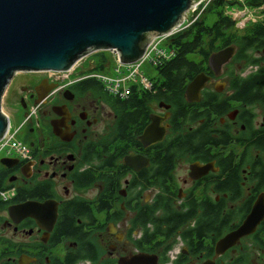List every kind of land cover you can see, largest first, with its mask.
Listing matches in <instances>:
<instances>
[{
    "label": "flooded vegetation",
    "instance_id": "1",
    "mask_svg": "<svg viewBox=\"0 0 264 264\" xmlns=\"http://www.w3.org/2000/svg\"><path fill=\"white\" fill-rule=\"evenodd\" d=\"M247 5L264 14V2ZM232 30L237 42L202 41L209 53H193L176 103L155 96L156 77L136 89L153 97L125 108L104 86L85 85L94 66L54 78L20 72L28 78L14 100L28 156L0 157L4 189L13 188L0 209V264H72L74 251L84 255L74 264L140 253L152 256L141 264H264V16L233 21ZM230 45L231 57L211 65ZM200 74L198 95L188 96ZM153 121L164 128L160 139L146 135ZM21 187L31 195L21 197ZM26 200L55 202L50 229L31 216L10 219L7 207ZM70 218L76 234L61 230Z\"/></svg>",
    "mask_w": 264,
    "mask_h": 264
},
{
    "label": "water",
    "instance_id": "2",
    "mask_svg": "<svg viewBox=\"0 0 264 264\" xmlns=\"http://www.w3.org/2000/svg\"><path fill=\"white\" fill-rule=\"evenodd\" d=\"M197 1L0 0V138L9 125L8 116L1 110V98L16 73L67 71L87 54L101 50H113L121 63H132L142 56L153 35H165L175 29ZM233 50L234 46L230 45L213 52L209 62L219 67L231 57ZM200 76L186 85L188 96L198 95L203 83ZM145 130L146 135L159 133L153 140L160 139L164 133V128L156 126L155 121ZM9 160L2 158L1 162L5 164ZM7 212L14 222L31 216L45 222L46 229L53 226L57 215L53 200H26L9 205ZM257 217L259 213L253 219ZM247 225L233 235L246 232ZM150 257L140 253L119 264H141ZM23 262L20 259L16 264Z\"/></svg>",
    "mask_w": 264,
    "mask_h": 264
},
{
    "label": "trees",
    "instance_id": "3",
    "mask_svg": "<svg viewBox=\"0 0 264 264\" xmlns=\"http://www.w3.org/2000/svg\"><path fill=\"white\" fill-rule=\"evenodd\" d=\"M249 5H258L264 0H246ZM223 0H211L208 6L213 7L214 12L216 13V18L211 24H207L204 19H195L187 27L171 34L168 37V46L174 50L173 55L169 59L159 61L155 65L157 71V76L154 79L158 86V93L155 96H159L167 102L176 103L177 95L179 94L181 83L184 75L188 74L190 67H195L196 63L190 59L189 55L195 52L202 53L204 57L207 56L209 50H205L202 46V41L207 38L209 47H215L216 41H222V43H227L229 40L236 39L235 32L232 30L233 21L228 16L222 14L221 10L218 9L223 5ZM222 8V7H221ZM250 41L255 42V36L250 35ZM238 39L235 41L237 42ZM99 61L94 65L92 70L102 69L105 62V57L103 54L99 53ZM240 57L239 52L234 55L235 60H238ZM89 69V71H92ZM87 87H103V84L94 77H88L85 81ZM238 80H234V84H237ZM241 97H246L251 95L249 91L245 95L239 91ZM239 95V96H240ZM153 97V94L146 89L136 90L134 87H131L130 92L125 98L114 97L116 104L123 107L129 108L130 106L142 107L143 103L147 101V98ZM233 97L238 98V90L236 88L235 94ZM3 177L0 173V190H3L9 185L4 184ZM3 182V183H2ZM20 191L22 192L21 197L30 196V188L21 187ZM7 202L3 201L0 198V209L5 208ZM73 218L65 221V224L61 225V230L67 234H76V229L73 227L72 223ZM158 228H155V231ZM61 235L57 234V237ZM9 253V252H8ZM72 264L77 260L84 257L78 251H74L71 254Z\"/></svg>",
    "mask_w": 264,
    "mask_h": 264
},
{
    "label": "built area",
    "instance_id": "4",
    "mask_svg": "<svg viewBox=\"0 0 264 264\" xmlns=\"http://www.w3.org/2000/svg\"><path fill=\"white\" fill-rule=\"evenodd\" d=\"M201 1L203 0H199L198 2H196L191 7L190 10H194L195 8H197L199 2ZM232 1H234V3H238L239 5L242 4L245 8L249 7L247 5L246 0H232ZM206 5L207 4H205L202 9H204ZM251 9L256 11L255 8H251ZM231 14L232 17L234 16L233 18L237 16L236 12H232ZM239 15L241 16V13ZM239 15L236 17L237 19L239 18ZM233 18L232 20H234ZM195 19L196 17H194L186 25H180L178 28L176 27L175 29H173L172 31H170L165 35H161V36L153 35L151 37V40L147 44L142 56L138 60L132 63H128V64L121 63L117 58V56L115 55L114 51L110 50V52H112V54L114 55L113 60L115 64L112 71L113 73L105 74L103 72L95 70L90 72L88 76L98 79L108 92L112 94H117L120 97H125L131 90V87H134L135 89L148 88L150 86L151 78H148L141 71L142 64L147 61L148 63L155 66L159 61L169 59L173 55L174 50L172 48H169L168 46V37L171 34L185 28ZM244 19L246 18L245 17L243 19L241 18L238 22L235 20L234 21L238 24V23H242ZM166 39H167V43H165ZM102 69H104V67ZM43 72L46 74L48 78H54L57 73H64L63 71H55V70H45ZM19 127L13 128L11 130H9L8 127L4 135L0 138V157L15 155L17 157L26 158L28 156V150L26 148V145L22 142V140L18 138ZM12 194H13V188L0 190V198L3 200L10 198Z\"/></svg>",
    "mask_w": 264,
    "mask_h": 264
},
{
    "label": "rangeland",
    "instance_id": "5",
    "mask_svg": "<svg viewBox=\"0 0 264 264\" xmlns=\"http://www.w3.org/2000/svg\"><path fill=\"white\" fill-rule=\"evenodd\" d=\"M210 1L211 0H203V1L199 2L197 8H195L194 10H188L186 12L184 20L181 22L180 25H186L194 17H196L197 19L202 18V19H204V21L207 24H211L216 18V13L214 12L213 7L208 6ZM223 1H224V3L221 6L222 8L220 7L218 9L221 10L222 14L228 16L231 19L234 17V16L232 17V14H231L232 12H236L237 16L241 13V16L239 15L240 19L241 18L243 19L244 17L246 19L247 18L249 19V18H257L260 16H264V14L258 12V9H256V11H254L253 9H251L249 7L245 8L242 4L239 5L238 3H234V1H232V0H223ZM205 4H207L206 7L204 9H202ZM244 12H245V14H244ZM236 17L233 19L238 22L240 19L238 18L239 19L238 20ZM180 25H178L177 28ZM165 43H167V39H166ZM99 53L104 55L105 62L103 64L104 69L97 70V71L103 72L105 74H112L113 73L112 72L113 67H114L115 63L113 60L114 55L112 54V52H110V50L93 51V52L87 54L86 56H84L82 59L78 60L69 70H86L87 68L93 67L99 61V57H100ZM189 57L193 58V57H196V55L190 54ZM141 71L148 78H151V80L157 76V71L155 69V66L148 63L147 61L142 64ZM25 78H28L27 73L23 74V73L18 72L17 74H15L14 79L7 86L6 90L3 93V96L1 98V110L8 116V119L10 117V126L8 128L9 130L16 128V127H19L20 126L19 123L23 117L22 113L17 112L18 109H16V107H17L16 100H14L15 95H16V93H15L16 90L14 87H15V85L19 87V85L21 83L26 82V81L22 80ZM32 108L34 109V105H33V107H31V109H30L31 111L33 110ZM79 264H87V262L79 263Z\"/></svg>",
    "mask_w": 264,
    "mask_h": 264
},
{
    "label": "bare ground",
    "instance_id": "6",
    "mask_svg": "<svg viewBox=\"0 0 264 264\" xmlns=\"http://www.w3.org/2000/svg\"><path fill=\"white\" fill-rule=\"evenodd\" d=\"M17 74V73H16ZM10 84V83H9Z\"/></svg>",
    "mask_w": 264,
    "mask_h": 264
}]
</instances>
